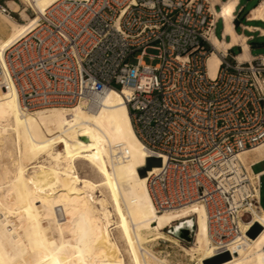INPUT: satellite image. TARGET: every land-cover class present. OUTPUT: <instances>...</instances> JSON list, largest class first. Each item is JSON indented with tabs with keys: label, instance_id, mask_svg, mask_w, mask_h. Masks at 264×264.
<instances>
[{
	"label": "built area",
	"instance_id": "2783aa9c",
	"mask_svg": "<svg viewBox=\"0 0 264 264\" xmlns=\"http://www.w3.org/2000/svg\"><path fill=\"white\" fill-rule=\"evenodd\" d=\"M226 1L215 9L209 0H58L7 49L1 69L2 86H15L28 109L130 89L136 131L151 161L162 158L148 182L157 211L205 206L216 256L232 253L249 207L261 209L264 176L254 182L238 162L264 143V57L241 61L214 45ZM16 13L0 0V14Z\"/></svg>",
	"mask_w": 264,
	"mask_h": 264
},
{
	"label": "bare ground",
	"instance_id": "6f19581e",
	"mask_svg": "<svg viewBox=\"0 0 264 264\" xmlns=\"http://www.w3.org/2000/svg\"><path fill=\"white\" fill-rule=\"evenodd\" d=\"M26 1L33 15L9 2L21 22L0 14L8 19H0V264H209L221 258L213 264H264L263 206L249 207L252 219L242 221L244 233L228 256L213 252L205 206L157 211L148 182L162 158L151 161L136 131L125 97L130 89H107L73 106L28 109L15 86H2L5 52L58 0ZM236 2L226 1L215 14L232 35L231 44L214 35L218 49L239 40L230 23ZM263 14L264 2L253 16ZM249 57L244 42L239 59ZM219 64L213 53L211 74ZM262 160L264 143L238 157L254 182L260 176L252 165Z\"/></svg>",
	"mask_w": 264,
	"mask_h": 264
},
{
	"label": "crops",
	"instance_id": "0c3cea01",
	"mask_svg": "<svg viewBox=\"0 0 264 264\" xmlns=\"http://www.w3.org/2000/svg\"><path fill=\"white\" fill-rule=\"evenodd\" d=\"M209 1L214 4L215 9H218L219 4L223 0L218 2ZM237 1L238 6L235 13L230 18V23L232 31L238 36L239 40L228 47L229 52L232 56L239 59V56L243 53V43L245 42L248 46L249 56L251 57H249L248 60L255 61L264 57V14L260 17H255L253 15L264 0H257L256 4L251 6L247 12H245V5L242 4L243 0ZM219 28L221 29V32L220 36L216 33L217 39L231 44L232 35L230 32H226L227 22L225 19H218L216 22L215 32ZM259 48L262 49V51L256 52L255 50Z\"/></svg>",
	"mask_w": 264,
	"mask_h": 264
},
{
	"label": "rangeland",
	"instance_id": "374dc122",
	"mask_svg": "<svg viewBox=\"0 0 264 264\" xmlns=\"http://www.w3.org/2000/svg\"><path fill=\"white\" fill-rule=\"evenodd\" d=\"M8 3L11 1V0H6ZM13 1H15L17 4H19V8H28V10H27V12L30 14V15H33L34 14V11H33V9L32 8H30L29 7V5H28V3H27V1L26 0H13ZM256 2H257V0H243L242 1V4L243 5H245V7H246V9H245V12H247L248 11V9L251 7V6H253V5H255L256 4ZM14 6V5H13ZM12 6V7H13ZM13 8H15V7H13ZM14 20H16L17 22H21L22 21V17L19 15V13H16L15 15H14ZM0 19H3V20H8L6 17H4V15H0ZM220 32H221V29L219 28V29H217V31H216V33H217V35H219L220 36ZM256 52H260V51H262V49H256L255 50ZM148 53H150V54H156L157 52L155 51V50H152V49H150V50H148ZM130 61L131 62H135L136 61V59L135 58H131L130 59ZM145 61L147 62V63H157L158 62V59H154V60H151L150 59V57H145ZM264 169V160H262V161H259L257 164H255L254 166H253V170L255 171V172H259V171H261V170H263ZM262 182H263V190H262V200H261V204H262V206L264 207V176L262 177ZM246 219L248 220L249 219V215L246 217ZM182 242L183 243H187V238L186 237H182ZM163 247L165 246L164 245V243H163V245H162ZM161 246V247H162ZM167 246V245H166ZM168 249L170 250L171 248L170 247H168ZM127 259H128V255H127ZM221 259H223V258H221ZM221 259H215V260H212L209 264H213V263H215V262H217L218 260H221Z\"/></svg>",
	"mask_w": 264,
	"mask_h": 264
},
{
	"label": "snow or ice",
	"instance_id": "6c2138e0",
	"mask_svg": "<svg viewBox=\"0 0 264 264\" xmlns=\"http://www.w3.org/2000/svg\"><path fill=\"white\" fill-rule=\"evenodd\" d=\"M49 231H52V232H53V235L55 236V234H56L55 229H53V228L50 227V228H49ZM71 234H72L73 237L76 236V230H75V228H72V229H71ZM60 235H61V237L64 235L63 229H61V231H60ZM81 238H83V237H81ZM53 242L55 243V240H53ZM62 246H63V245H62ZM55 264H61V261H60L59 259H56V260H55Z\"/></svg>",
	"mask_w": 264,
	"mask_h": 264
},
{
	"label": "water",
	"instance_id": "95a60500",
	"mask_svg": "<svg viewBox=\"0 0 264 264\" xmlns=\"http://www.w3.org/2000/svg\"><path fill=\"white\" fill-rule=\"evenodd\" d=\"M158 164H160V160H159ZM183 237H186V238H187V240H188V238H189V237H187V236H183Z\"/></svg>",
	"mask_w": 264,
	"mask_h": 264
}]
</instances>
